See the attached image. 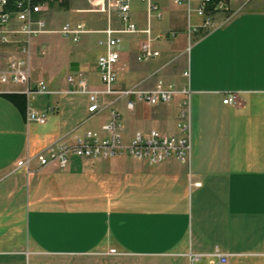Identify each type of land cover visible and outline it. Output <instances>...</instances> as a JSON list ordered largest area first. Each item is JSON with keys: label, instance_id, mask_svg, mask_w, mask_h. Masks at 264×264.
<instances>
[{"label": "crops", "instance_id": "0c3cea01", "mask_svg": "<svg viewBox=\"0 0 264 264\" xmlns=\"http://www.w3.org/2000/svg\"><path fill=\"white\" fill-rule=\"evenodd\" d=\"M130 1L132 21L150 29L160 54L139 61L149 34L119 33L116 86L152 87L160 80L187 86L190 159L169 157L153 164L127 155L72 156L65 169L56 163L41 168L35 154L59 137L71 140L89 114V97L36 95L34 108L53 109L39 124L27 120V94L25 99L10 95L22 94L25 85L5 86L0 92V264H212L219 261L217 250L228 254L227 264H264V0H229L230 16L218 12L215 29L191 38L188 27L201 17L187 4L156 0L164 11L157 19L148 18L146 2ZM198 4L192 0L193 8ZM120 22L124 27L121 17ZM97 23L77 42L66 43L55 32L32 37V80L65 90L68 75L84 70L90 84L101 88L99 40L112 26ZM170 31L176 34L158 37ZM94 33L104 36L96 42ZM17 36L23 37L11 34L10 39ZM33 43L41 55L34 65ZM8 46L0 39V55ZM228 93L237 95L235 103H224ZM184 100L177 94L170 102L128 108L118 99L126 138L151 129L179 134ZM108 116L109 107L85 126L99 127Z\"/></svg>", "mask_w": 264, "mask_h": 264}, {"label": "built area", "instance_id": "2783aa9c", "mask_svg": "<svg viewBox=\"0 0 264 264\" xmlns=\"http://www.w3.org/2000/svg\"><path fill=\"white\" fill-rule=\"evenodd\" d=\"M62 0H17V11L6 10L9 0H0V39L2 42H12L11 34L23 35V44L18 54L11 56L6 61L0 58V92L8 85L24 84L23 93L28 96V122L43 124L47 121L52 108L40 110L32 106V99L36 95H47L54 92L69 94H87L89 97L88 116L82 123L74 128L71 140L59 137L49 143L33 157L39 167H47L56 163L61 169L67 168L72 156L80 158H113L118 155H127L138 159L147 160L150 163H160L169 157L189 161L191 156V129H190V91L187 86L179 88L174 82L167 83L158 81L152 87H144L136 84L128 88H117L118 64L121 53L118 44L121 41L118 35L121 32L137 33L145 31L149 34L148 39L142 42L137 55L139 61H148L160 54L152 44L150 29H140L130 17V0H89L91 4L102 5L105 11L106 1L109 5L118 7L120 17L124 24L121 29L107 27L102 30L105 34L99 40V45L104 48L97 58V68L101 78V88L93 87L88 79L86 71L79 70L67 77L68 88L63 91L53 90L44 79L32 80L30 62V39L45 32H60L68 35L73 41H79L82 34L91 31L84 22L76 25L70 22L64 23L59 29L48 28L46 13L52 3ZM147 4L148 18L162 19L164 11L156 0H143ZM176 4H187L189 11L195 10L201 17V22L190 24L188 36L200 34L206 35L218 26L216 14L220 11L228 13V3L220 1L213 5V0H199L197 7H192V0H172ZM15 21L16 25H13ZM13 23V24H12ZM12 24L11 27H8ZM175 31L161 33L159 38L174 36ZM189 76V72L185 71ZM177 94H184L185 100L181 104L178 115L179 134H166L158 129L148 132L138 130L131 137L124 134V122L122 113L116 107L118 99H124L128 108H133L138 102L156 105L161 102H170ZM105 96L113 97L108 103L104 102ZM237 95L228 93L224 103H235ZM109 107L107 120L99 127L85 126L88 121L101 114ZM31 158H28V162ZM200 184V183H196ZM219 261L212 264H227L228 254L219 250L215 251ZM194 259L200 257L194 254Z\"/></svg>", "mask_w": 264, "mask_h": 264}, {"label": "rangeland", "instance_id": "374dc122", "mask_svg": "<svg viewBox=\"0 0 264 264\" xmlns=\"http://www.w3.org/2000/svg\"><path fill=\"white\" fill-rule=\"evenodd\" d=\"M133 2L136 0H132ZM106 10L104 11L102 9V5H94L89 2V0H71V8L66 9L62 8L59 4H53L50 6L49 11L46 13L47 19H48V28H53V29H59L62 24L66 22H70L71 24L76 25L77 23L81 22V20H84L86 27H91L92 25L96 26L98 23V19H100V24L105 20L107 21V24H110L112 27H120L123 28L120 22V12L118 11V7L114 5H109L106 1L105 4ZM72 14V15H71ZM185 15V13H184ZM146 20V18H144ZM186 19V17H185ZM119 23V24H118ZM51 24L53 25L51 27ZM138 26V25H137ZM139 27V26H138ZM54 33V32H52ZM58 33V34H57ZM42 35V34H41ZM53 36L59 35L66 43H71V37H69L66 34L60 33V32H55L52 34ZM136 35V34H133ZM94 41L97 42L99 37L104 36V34L101 33H94L92 34ZM119 36H122V34H119ZM23 38L24 37H14L12 39V42H8L9 46L4 49L2 54L0 55V58L3 61H6L8 58H10L13 55L18 54L20 51V48L23 44ZM34 41V38H33ZM101 49L98 48V51ZM35 52V47L34 43L32 44V64L34 65L35 61V56L40 57L39 51L37 54ZM35 70L33 71V73ZM35 77V76H34ZM38 77V76H37ZM33 78V77H32ZM57 91H63L62 89L57 90ZM64 93V92H63ZM41 96L37 95V97ZM190 99V104H191V97ZM104 102H109L110 100H105L103 98ZM112 100V98H111ZM84 104L82 108H84ZM97 120H95L96 122Z\"/></svg>", "mask_w": 264, "mask_h": 264}, {"label": "trees", "instance_id": "16d2710c", "mask_svg": "<svg viewBox=\"0 0 264 264\" xmlns=\"http://www.w3.org/2000/svg\"><path fill=\"white\" fill-rule=\"evenodd\" d=\"M16 1L17 0H9V3L8 5L6 6V10H9V11H17L19 9V6L16 4ZM220 1H225L226 3L229 2V0H213V5L220 2ZM53 4H59L62 8H66V9H70L71 8V0H62L60 1L59 3H52L51 5ZM10 95H13V96H16V95H19V96H22L24 97L25 99V93H22V94H10ZM22 99L21 101V105L24 104L25 100Z\"/></svg>", "mask_w": 264, "mask_h": 264}]
</instances>
